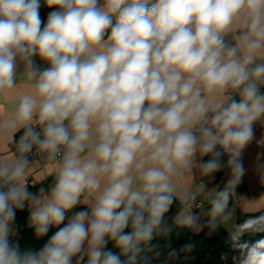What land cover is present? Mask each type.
I'll use <instances>...</instances> for the list:
<instances>
[{
  "label": "clouds",
  "instance_id": "obj_1",
  "mask_svg": "<svg viewBox=\"0 0 264 264\" xmlns=\"http://www.w3.org/2000/svg\"><path fill=\"white\" fill-rule=\"evenodd\" d=\"M8 100L0 132L21 135L0 159V264H151L153 241L203 227L208 184L178 192L186 174L228 170L208 201L228 219L264 125V0H0ZM33 148L52 172L40 187L26 181ZM21 211L43 244L16 238ZM262 245H243L242 264H264Z\"/></svg>",
  "mask_w": 264,
  "mask_h": 264
},
{
  "label": "trees",
  "instance_id": "obj_2",
  "mask_svg": "<svg viewBox=\"0 0 264 264\" xmlns=\"http://www.w3.org/2000/svg\"><path fill=\"white\" fill-rule=\"evenodd\" d=\"M50 11L52 9L45 7L42 3L40 9L42 20L46 21ZM232 202L231 198L229 208ZM180 206L177 203L168 215H175ZM26 218L27 211L17 213L16 238L19 239L22 245L25 243H34L37 246L43 244V240H36L34 238ZM262 219H264V207L257 211L244 213L234 222L232 232L224 228L223 220L216 219L213 221L211 218L206 221L207 223L204 222L202 229L198 231H191L188 228H178L171 233L170 237L153 241L156 248L153 253L149 252L147 255L151 260V264H242L246 251L242 246L264 240V228L254 230L251 227L253 222ZM185 244L193 245L192 249L190 251H180L177 257L168 255L170 249L180 250ZM156 252H159L160 255H156Z\"/></svg>",
  "mask_w": 264,
  "mask_h": 264
},
{
  "label": "crops",
  "instance_id": "obj_3",
  "mask_svg": "<svg viewBox=\"0 0 264 264\" xmlns=\"http://www.w3.org/2000/svg\"><path fill=\"white\" fill-rule=\"evenodd\" d=\"M20 70H22V65L18 71ZM13 104V100L0 102V117L10 114ZM12 137L11 133L0 132V159H15V155L10 151L8 146ZM224 158L227 159L226 156ZM205 159H207V157H205ZM242 160L246 173L242 182L237 186L236 194L232 196L233 202L228 209V219L223 220V226L229 232H232L234 222L244 213L257 211L264 207V181L260 179V175L257 172L258 163H264V125H255V138L244 150ZM227 178L228 170L216 173L215 178L212 179L200 174L199 169L197 168L194 174L188 173L178 182V192H183L187 189L190 193L197 192L200 184L207 182L208 191L201 193L197 197L201 199L203 203V206L200 207L201 224L210 219L208 215V201L216 189L223 186ZM51 180L52 172L49 162L42 163L39 161H30L26 177V181L29 185L40 187L42 183H51ZM32 190L35 191L36 189L33 188ZM190 230L198 231L195 229Z\"/></svg>",
  "mask_w": 264,
  "mask_h": 264
},
{
  "label": "built area",
  "instance_id": "obj_4",
  "mask_svg": "<svg viewBox=\"0 0 264 264\" xmlns=\"http://www.w3.org/2000/svg\"><path fill=\"white\" fill-rule=\"evenodd\" d=\"M20 135H21V132H17L15 134V138L12 137L11 140L9 141V143H8L9 149L15 155V157L17 155H19V153L17 152V149H16V141L19 139ZM26 156H27V159L29 161H39V162H42V163L43 162H48L45 159L44 154L39 152L38 149H36V148H33V150L31 152L27 153ZM196 203L199 204L200 207L203 206V203H202L201 199H199V198H197Z\"/></svg>",
  "mask_w": 264,
  "mask_h": 264
},
{
  "label": "rangeland",
  "instance_id": "obj_5",
  "mask_svg": "<svg viewBox=\"0 0 264 264\" xmlns=\"http://www.w3.org/2000/svg\"><path fill=\"white\" fill-rule=\"evenodd\" d=\"M230 228V227H229ZM230 230V229H229ZM231 231V230H230Z\"/></svg>",
  "mask_w": 264,
  "mask_h": 264
}]
</instances>
